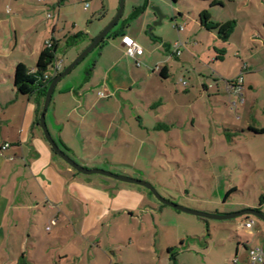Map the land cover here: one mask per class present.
I'll list each match as a JSON object with an SVG mask.
<instances>
[{"label":"crops","instance_id":"1","mask_svg":"<svg viewBox=\"0 0 264 264\" xmlns=\"http://www.w3.org/2000/svg\"><path fill=\"white\" fill-rule=\"evenodd\" d=\"M6 1L13 9H5ZM32 1L36 0H0V264H101L106 263V259L112 261L105 249H111L114 256L115 247L127 241L140 252L134 264H186L192 254L185 253V259L181 260L182 252L173 250L172 233L179 222L175 225L165 220L190 222L192 219L185 217L182 211L161 205L144 186L104 175L84 174L70 166L52 149L37 123L44 100L37 94L27 96L17 92L14 85L16 66L22 63L33 72L46 41L51 39L59 45L57 25L47 23L41 27L36 19L38 14L34 12L37 7L31 5ZM39 1L60 4V0ZM218 1L223 5L211 7L209 2L201 3L203 5L191 18L194 23L191 28L187 16L180 9L176 11L174 20L183 28H177L178 39L174 42H163L166 49L160 60L153 61L148 53L141 65L139 57L144 56V48L136 58L127 55L123 36L133 38L142 47L144 41L141 35L138 38L130 35L123 25L121 39L109 44L118 51L117 57H107L100 69L98 63L82 86L67 84L57 91L60 79L46 119L51 135L65 152L84 167L140 178L136 161L139 156L148 155L150 146L180 145L177 121L182 126L190 121L191 127H195L198 108L196 101L190 98L189 83L185 84L186 80L180 76V84H173V75L182 67L181 63L187 61V58L182 60L184 50L197 47L196 42L193 43L194 35L202 36L201 30H204L205 34L217 36L215 31L201 25L199 13L208 10L215 21H226L211 12L209 6L224 9L234 6L238 12L239 5L244 7L242 14L247 13L244 21L231 10L228 19L236 20V28L227 42L216 37L219 42L214 46L212 62L216 63L218 74L227 75L233 69L237 74L245 72L240 93L229 86L232 82L229 80L225 89L221 87L230 96L240 98L242 105L247 96L256 94L260 86L258 73L264 70V16L251 8L252 0ZM51 29L50 38L46 35ZM237 33L240 42L235 37ZM176 43H179L180 55L175 53ZM252 43L262 45L261 59L255 58V49L259 47L253 49ZM215 47L226 50L223 60H215ZM232 48L238 58L230 64L233 69L227 72L221 66L226 64ZM243 48L248 50L246 57L242 54ZM204 86L206 90L213 87L208 83ZM215 86L217 92L213 96L219 99L220 86L218 83ZM236 98L232 102L237 106L240 103ZM247 110L249 113L243 123L233 125L232 128H237L228 132V140L234 141L238 133L258 136L248 128H264V124L256 122V115L250 112L252 108ZM5 143L10 146L2 149ZM248 156L255 168L264 170L260 163L264 160L262 153L249 151ZM184 194L188 195V190ZM245 206L248 208L247 204H240L232 211L246 209ZM191 207L199 209L200 206ZM53 218L56 224L48 230V235H42L39 223L44 221L47 231ZM252 240L246 239L243 247ZM160 242L163 244L161 251L158 250ZM93 247L98 251H93ZM235 259L240 263L238 251L233 264Z\"/></svg>","mask_w":264,"mask_h":264},{"label":"rangeland","instance_id":"2","mask_svg":"<svg viewBox=\"0 0 264 264\" xmlns=\"http://www.w3.org/2000/svg\"><path fill=\"white\" fill-rule=\"evenodd\" d=\"M84 1L90 4L87 9ZM252 2L253 6L249 7L256 14L262 13L264 16V0H252ZM30 3L33 7H37V9L34 8V12L38 14L36 19L41 27L44 28L47 23L49 26L57 25L56 38L59 45L56 50V58L62 61L64 70L111 23L117 15L120 0H60V4L57 2L45 4V2L36 0ZM201 3L203 2H199V0H178V2L172 0H124L122 17L110 35L105 38V42L96 46L68 75L61 78L57 85V91L67 84L82 86L98 63V69H100L107 57L111 58V55L117 57L118 51L109 44L121 39L120 35H116V31L122 30L123 25L126 26L125 29L130 35H134L136 38L141 35L140 37L144 41L145 54L139 57L141 65H143L144 58L148 57V53L153 61L162 59L166 49L163 42H174L178 35L174 20L176 11L180 9L187 16L191 28L194 24L191 18L203 5ZM4 7L5 9L11 8L12 4L10 5V2L6 1ZM136 7H145V10L137 12L130 20ZM249 7L246 10H249ZM154 8H158L163 14L161 23H157L158 16ZM239 8L240 12L234 6L225 9L208 7L215 15L226 20L224 22L229 21L231 10L241 20L246 18L247 13L242 14L244 7L239 5ZM49 14L52 16L51 19H48ZM188 27L185 25V28L188 29ZM242 29L240 26L239 30L242 31ZM201 31L202 36L194 35L193 43L196 42L197 47L192 46L193 50L191 48L184 50L185 54L182 55V60L187 58V61L183 65L181 63L182 67L174 72L176 75H173V84H180L178 80L181 76L186 80L185 82L189 83L192 90L190 98L193 102L196 101L198 108L195 127H191L190 121L186 126L180 125L177 121L176 126L181 134L180 145L175 147L172 145L150 146L148 155L137 158L139 170L136 172L141 176L140 179L152 183L162 196L188 208L207 213L225 214L230 211L234 212L232 210L240 204H247L248 208L260 207L259 209L264 213V205L261 207L260 204V197L264 196V170L255 168L253 160L248 156L249 151L260 152L264 155V135L246 136L238 133L234 141L228 140V132L232 133L233 128H237V126L232 128L233 125L239 126L243 123V120L248 116L247 109L249 107L252 108L250 112L257 117L256 122L264 124V70L258 73L260 86L257 93L252 97L247 96L245 104L242 105L240 98L238 99L234 95L230 96L231 94L226 90L223 91L227 84L226 81H236L238 76L245 75L243 71L237 74L230 65L232 61L235 63L238 58L235 50L230 49L226 64L221 66L227 72H230L231 69L233 72L227 73V75L219 73V75L216 72V63L212 62L214 46L218 45L219 40L215 34L208 32L205 34L204 30ZM78 33L83 36L76 41L73 40L72 37ZM238 33L235 37L239 41ZM51 35L52 29L46 36L51 38ZM70 39L73 44H70ZM251 46L253 49L256 46L259 47V49H255L254 55L256 59H261V56L263 57L260 48L262 45L252 43ZM242 54L247 56V48L242 49ZM229 76L234 78L231 79ZM205 83L213 87L206 90ZM216 83L220 86L221 96L219 99L213 96L217 92ZM234 98L238 104H241V106L237 105L239 108L236 103H233L234 101L232 102ZM50 111L48 117H50ZM46 123L48 124L47 119ZM183 131L188 136L184 135ZM151 132L157 134L155 131ZM68 154L70 155V153ZM260 161L261 166L264 167V160ZM93 175L100 176L101 174ZM232 188H237V190L231 192L227 197ZM186 190L189 192L188 195L184 194ZM154 199L158 201L155 196ZM194 205L200 206L199 209L191 207ZM181 213L192 220L186 222L167 218L165 222L175 225L176 222H179V227L175 226L172 233V240L175 242L173 250L182 252L181 260L185 259V253L192 254L191 260L186 264H202V261L205 264H233L232 261L236 257L237 251L240 258L239 264H250L247 249L243 247L246 239L248 241L253 239L254 243L264 237V222L257 217H253L254 227L247 229L243 226L248 217L246 215L219 220ZM43 223L44 221L39 223V230L42 235L46 236L49 231L45 230ZM254 234L257 236H253ZM162 249L163 244L160 242L158 250ZM92 250L98 251L94 247ZM104 251L109 253L107 254L108 258H112L111 262L106 259L105 264H134L140 253L136 246H129L128 241L115 247L114 256L111 254V249Z\"/></svg>","mask_w":264,"mask_h":264},{"label":"water","instance_id":"3","mask_svg":"<svg viewBox=\"0 0 264 264\" xmlns=\"http://www.w3.org/2000/svg\"><path fill=\"white\" fill-rule=\"evenodd\" d=\"M123 10H124V0H120L117 15L114 17V19L111 21V23L92 41V43L78 57H76L68 66L65 67V69L61 73H59L57 76H55L52 79V81L50 82L46 96H45V99H44V103H43V106H42V109L40 112V118H39V125H40V127L44 133V137L46 138V140L48 141V143L50 144L52 149L65 162H67L70 166L75 168L77 171L82 172L84 174H101V175L108 176V177H111V178H114V179H117L120 181H124V182H128V183H134V184L144 186L156 197V199L160 203L167 205V206H170L176 210H179V211H182L185 213H189V214H193V215H196V216H199L202 218H206V219L227 220V219H233V218H236L239 216L246 215V216L257 217L259 220L264 222V213L261 212V210H259V209L246 208V209H242V210L230 212V213H225V214L207 213V212H203V211H199L196 209H192V208H188V207L179 205V204L165 198L156 190V188L153 186L152 183H150L144 179L131 177L128 175L117 174V173H114V172H111L108 170H104V169H99V168H91V169L86 168V167L80 165L68 153H66L65 150L56 142V140L51 135V133L48 129L47 123H46V112H47V109L51 103V99H52L53 92H54V89H55L57 82L61 78L68 75L71 72V70L81 60H83L96 46H98L100 43H102L105 40L107 34L117 25L120 18L122 17ZM154 11L158 16V22L157 23H161V20L163 18V14L161 13V11L158 8H154Z\"/></svg>","mask_w":264,"mask_h":264},{"label":"trees","instance_id":"4","mask_svg":"<svg viewBox=\"0 0 264 264\" xmlns=\"http://www.w3.org/2000/svg\"><path fill=\"white\" fill-rule=\"evenodd\" d=\"M173 2H177L178 0H172ZM199 2H209L211 7H216V6H222L223 3L218 1V0H199ZM145 7H137L134 10V13L132 14L131 18L137 14V12H141ZM199 22L201 23L202 26H204L207 30L209 31H215L218 38L222 42H227L230 38V36L233 34L235 28H236V20H229L227 22H218L215 21L210 12L208 10H202L199 13ZM114 29V28H113ZM113 30H111L106 37L110 35V33ZM122 32L116 31V35H120ZM83 35L81 33L75 34L72 39L73 40H78L81 38ZM70 44H72V40H69ZM105 42V40L103 41ZM57 43L56 41H53V46L52 47H45V49L40 53L38 62L36 65L35 70L32 72L30 71L24 64L19 63L16 66L15 73H14V85L17 90V92L21 95H27L31 96L33 94H37L38 97H40L42 100L45 99L48 86L52 79L51 78H45V75L50 73L51 70L53 69V66L55 65L56 61V50H57ZM215 60H223L225 55H226V50L224 47L217 48L215 47ZM136 58V57H135ZM138 64H140L138 62ZM30 72V73H29ZM60 73V72H59ZM58 73V74H59ZM57 74V75H58ZM233 82V81H232ZM41 112V111H40ZM39 118H40V113L39 116L37 117V123L39 124ZM248 131L251 133H255L258 135L264 134V128H254V127H249ZM5 144H9L7 147H5ZM2 146V149H6L10 146V143H5ZM236 189H231L227 197H229L230 193L235 191ZM264 202V196L260 197V204ZM164 206V204H161ZM260 210V209H259ZM248 246V245H247ZM245 245V247L247 248ZM170 252H172V249H170Z\"/></svg>","mask_w":264,"mask_h":264},{"label":"built area","instance_id":"5","mask_svg":"<svg viewBox=\"0 0 264 264\" xmlns=\"http://www.w3.org/2000/svg\"><path fill=\"white\" fill-rule=\"evenodd\" d=\"M85 8L87 9L89 7V2L84 1ZM52 16L49 14L48 18H51ZM175 27L178 29H182L183 27L179 24H175ZM123 44L127 47L126 54L131 57H136L137 55H140L143 53V47L139 45L133 38L129 36H123L122 38ZM46 47H52L53 46V40L48 39L45 43ZM176 55H180L181 52L179 50V43H176ZM62 70V61L56 59L55 65L53 66V69L50 73L45 75V78H51L57 76V74ZM243 78L239 77L236 81H233L229 83V86H234L236 92H241V88H239L241 85ZM186 84V82H184ZM103 95V93H101ZM9 144H5V147H7ZM254 216L248 218L246 220V223L243 224V226L247 229H252L255 225V220L253 218ZM57 220L56 218H53L50 221V224L46 227L47 230H50L52 225L56 224ZM247 252H248V261L250 264H264V237L260 240H258L255 244L249 243L247 246ZM235 264L238 263V259H235Z\"/></svg>","mask_w":264,"mask_h":264}]
</instances>
